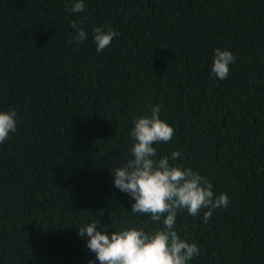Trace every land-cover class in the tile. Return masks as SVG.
<instances>
[{
    "label": "trees",
    "instance_id": "trees-1",
    "mask_svg": "<svg viewBox=\"0 0 264 264\" xmlns=\"http://www.w3.org/2000/svg\"><path fill=\"white\" fill-rule=\"evenodd\" d=\"M65 2L0 0V111L18 122L0 144V264H99L79 227L163 226L113 183L134 118L156 105L174 129L158 156L178 149L230 198L207 223V209L177 213L200 249L189 264H264V0H84L78 14ZM101 25L120 35L97 53ZM218 47L236 57L224 80Z\"/></svg>",
    "mask_w": 264,
    "mask_h": 264
},
{
    "label": "clouds",
    "instance_id": "clouds-1",
    "mask_svg": "<svg viewBox=\"0 0 264 264\" xmlns=\"http://www.w3.org/2000/svg\"><path fill=\"white\" fill-rule=\"evenodd\" d=\"M65 11L72 14L84 12V0H66ZM83 23V20L71 21L76 33L73 40L77 44L87 39ZM119 35L111 28L105 30L103 25L95 27L93 39L97 53ZM235 60L230 50L216 48L212 74L220 80L226 79L229 65ZM150 109V116L134 118L129 135L132 158L122 166H113V183L115 188L133 198L131 212L148 214L153 222H159L163 217V226L148 231L135 227L109 231L98 229L97 223L92 222L79 227V236L88 238L87 247L95 253L99 264H189L194 256L200 255V249L174 230L177 213L187 210L195 217L201 209H207L204 212V222L207 223L216 209L227 208L230 204L226 193L214 195L213 186L206 177L176 163L182 158L178 149L170 155L158 156L153 145L169 142L174 129L160 118L159 105L150 106ZM16 117L15 108L0 111V144L9 138L10 133L17 131ZM88 264H94V261L89 260Z\"/></svg>",
    "mask_w": 264,
    "mask_h": 264
}]
</instances>
